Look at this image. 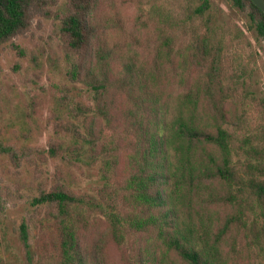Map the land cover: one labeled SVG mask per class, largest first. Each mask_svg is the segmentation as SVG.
Here are the masks:
<instances>
[{"label": "trees", "instance_id": "16d2710c", "mask_svg": "<svg viewBox=\"0 0 264 264\" xmlns=\"http://www.w3.org/2000/svg\"><path fill=\"white\" fill-rule=\"evenodd\" d=\"M232 1L264 40L263 10L252 0ZM59 3L0 0V46L32 29L36 16L55 17L67 78L92 92V103L74 104L71 88L62 91L80 124L60 119L57 125L76 144L64 138L50 139L47 148L0 141V155L16 168L33 164L39 179L41 164L73 162L83 149L91 164L99 162L104 184L96 194L76 192L61 167L50 185L39 182L33 203L43 208L50 259L110 264L113 247L122 264H258L264 130H243V114L230 108L225 41L206 17L210 1L188 7L189 36L188 29L182 36L169 29L158 12L153 25L134 21L129 29L116 0H65L58 11ZM19 236L31 256L27 219Z\"/></svg>", "mask_w": 264, "mask_h": 264}, {"label": "rangeland", "instance_id": "374dc122", "mask_svg": "<svg viewBox=\"0 0 264 264\" xmlns=\"http://www.w3.org/2000/svg\"><path fill=\"white\" fill-rule=\"evenodd\" d=\"M116 1L121 4L124 25L129 21V29L134 21L139 27L145 24L143 21L153 25L158 12L168 21L169 29L179 36L186 29L188 36L192 32L188 7L202 2ZM209 1L206 17H210L218 36L225 41L224 84L229 87L230 108L235 107L239 114H243V130L260 134L264 130V40L248 28V13L236 7L232 0ZM64 2L60 0L55 10H62ZM202 20L197 19V23ZM185 22L188 27L184 26ZM59 28V20L55 17L36 16L32 29L0 46V141L19 147L47 148L50 139L64 138L67 145L76 144V137L60 132L61 127L57 125L60 119L63 123L74 121L80 124L66 104L62 91L68 92V87L71 88L68 94L74 104L78 101L92 103V92L85 84L68 80ZM177 93L175 91V96ZM177 106L178 97H175L172 111ZM77 141L80 144L81 140ZM81 153L79 159L72 155L73 162L56 158L41 164V179L36 176L33 164L25 162L16 168L7 155H0V257L5 264H55L47 255L49 252L44 250L43 208L37 207L33 199L38 194L39 182L43 180L50 185L57 167L64 170L76 192L96 194L98 187L104 184L99 162L91 164L86 149ZM24 219L28 220L30 230L31 256L19 236ZM111 251L110 264H122L121 252L113 247ZM257 261L264 264V250Z\"/></svg>", "mask_w": 264, "mask_h": 264}, {"label": "water", "instance_id": "95a60500", "mask_svg": "<svg viewBox=\"0 0 264 264\" xmlns=\"http://www.w3.org/2000/svg\"><path fill=\"white\" fill-rule=\"evenodd\" d=\"M264 12V0H252Z\"/></svg>", "mask_w": 264, "mask_h": 264}]
</instances>
